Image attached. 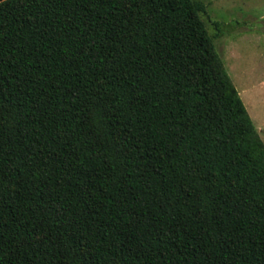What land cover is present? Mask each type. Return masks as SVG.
Instances as JSON below:
<instances>
[{
	"label": "trees",
	"instance_id": "1",
	"mask_svg": "<svg viewBox=\"0 0 264 264\" xmlns=\"http://www.w3.org/2000/svg\"><path fill=\"white\" fill-rule=\"evenodd\" d=\"M205 11L0 0V264H264V145Z\"/></svg>",
	"mask_w": 264,
	"mask_h": 264
},
{
	"label": "rangeland",
	"instance_id": "2",
	"mask_svg": "<svg viewBox=\"0 0 264 264\" xmlns=\"http://www.w3.org/2000/svg\"><path fill=\"white\" fill-rule=\"evenodd\" d=\"M199 1L213 49L264 145V0Z\"/></svg>",
	"mask_w": 264,
	"mask_h": 264
}]
</instances>
